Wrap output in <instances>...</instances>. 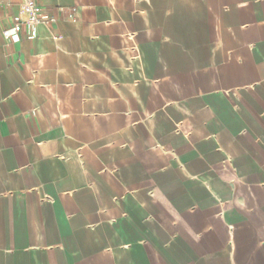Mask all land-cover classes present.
<instances>
[{"label":"crops","instance_id":"1","mask_svg":"<svg viewBox=\"0 0 264 264\" xmlns=\"http://www.w3.org/2000/svg\"><path fill=\"white\" fill-rule=\"evenodd\" d=\"M0 0V264H264V0Z\"/></svg>","mask_w":264,"mask_h":264},{"label":"built area","instance_id":"2","mask_svg":"<svg viewBox=\"0 0 264 264\" xmlns=\"http://www.w3.org/2000/svg\"><path fill=\"white\" fill-rule=\"evenodd\" d=\"M42 8L32 0H25L19 11V20L16 21L14 27L6 33L10 36L15 37L21 30L22 24L24 23L29 30L31 35H36V27L41 24L40 15Z\"/></svg>","mask_w":264,"mask_h":264}]
</instances>
